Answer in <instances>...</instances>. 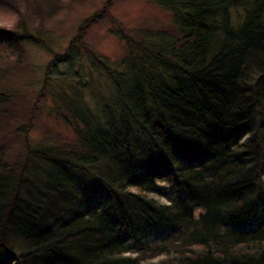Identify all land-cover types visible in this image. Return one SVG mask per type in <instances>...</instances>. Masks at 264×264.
I'll return each mask as SVG.
<instances>
[{"label":"trees","instance_id":"16d2710c","mask_svg":"<svg viewBox=\"0 0 264 264\" xmlns=\"http://www.w3.org/2000/svg\"><path fill=\"white\" fill-rule=\"evenodd\" d=\"M28 1L26 14L43 0ZM149 1L171 22L121 25L116 66L80 41L95 16L48 63L82 47L114 89L101 116L78 87L57 90L68 151H31L32 182L0 140V264H264V0Z\"/></svg>","mask_w":264,"mask_h":264},{"label":"rangeland","instance_id":"374dc122","mask_svg":"<svg viewBox=\"0 0 264 264\" xmlns=\"http://www.w3.org/2000/svg\"><path fill=\"white\" fill-rule=\"evenodd\" d=\"M55 1L43 0L33 13L26 14L32 2L4 0L5 15L14 23L11 30L0 29L1 33L10 32L13 37L12 44L0 47L2 153L14 177L20 174L21 179L27 178L32 182L38 166L30 158V152L45 146L68 151L75 139L73 131L57 113V107L61 105L57 90L72 95L74 87H78L84 103L99 116L102 107L98 99L107 101L114 95L107 74L90 67L82 47L75 46L64 58V63L58 62L61 60L57 58L55 67L47 69L55 55L66 53L84 19L95 16L80 41L84 43L85 40L92 50L116 66L127 53L120 41L121 25L128 31L158 29L169 25L172 18L169 12L149 0H62L59 7V2ZM53 12L57 14L53 15ZM243 15L242 9L234 10L233 22L239 23ZM46 74L51 80L45 88ZM16 164H20V168ZM89 182L94 185L93 180ZM102 192L95 185L84 192V197L94 199V195H102ZM23 248L18 246L20 251ZM159 262L154 259L145 264Z\"/></svg>","mask_w":264,"mask_h":264},{"label":"clouds","instance_id":"9594fccd","mask_svg":"<svg viewBox=\"0 0 264 264\" xmlns=\"http://www.w3.org/2000/svg\"><path fill=\"white\" fill-rule=\"evenodd\" d=\"M14 21L4 14H0V29L11 30Z\"/></svg>","mask_w":264,"mask_h":264}]
</instances>
